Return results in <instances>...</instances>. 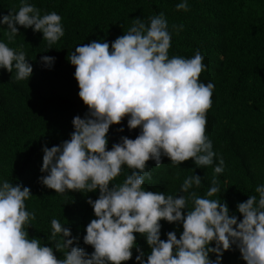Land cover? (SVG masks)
<instances>
[{
	"label": "clouds",
	"instance_id": "clouds-1",
	"mask_svg": "<svg viewBox=\"0 0 264 264\" xmlns=\"http://www.w3.org/2000/svg\"><path fill=\"white\" fill-rule=\"evenodd\" d=\"M177 10L188 11V4L179 3ZM0 24L7 25L11 41L17 25L41 32L49 45L63 35L61 16L51 12L41 16L35 6L23 3L13 14L0 15ZM171 33L163 13L150 18L148 26L135 18L126 34L108 42L92 41L75 47L68 61L75 66L78 96L88 112L73 117L74 131L70 139L58 146L43 147L40 182L55 193L99 190L95 201L90 198L95 219L86 226L83 242L94 251L86 253L74 247L70 229L52 219V237L62 234L61 243L42 246L40 239L29 238L26 230L35 213L26 210L31 196L28 187L5 180L0 185V264H122L132 258L136 236L141 234L151 249L146 262L143 252L140 264H220L224 251L235 245L245 264H264V185L259 194L248 196L236 208L242 219L229 214L220 199L165 195L147 191L145 178L151 179L147 162L161 165V156L173 165L191 159L197 167L211 166L216 153L206 135L207 112L212 107L214 84L200 82L206 70L203 55L197 50L192 58H169ZM55 58L41 57L51 67ZM0 68L12 73L17 81L28 79L32 66L23 51L16 52L0 42ZM127 117L129 130L139 128L135 139L121 137L107 150L110 126ZM123 131V128L119 129ZM132 169L122 184L111 182L123 166ZM224 171L219 158L214 167L212 187L207 197L218 193L217 174ZM201 177L192 175L183 181L180 191L199 187ZM111 185V186H110ZM191 199L193 207L187 208ZM187 209L186 214L182 211ZM182 222L183 231L168 232L160 239V221ZM67 238V239H66ZM214 247H209L211 243ZM63 251L58 259L55 252ZM214 253L216 260L209 259Z\"/></svg>",
	"mask_w": 264,
	"mask_h": 264
},
{
	"label": "trees",
	"instance_id": "trees-1",
	"mask_svg": "<svg viewBox=\"0 0 264 264\" xmlns=\"http://www.w3.org/2000/svg\"><path fill=\"white\" fill-rule=\"evenodd\" d=\"M182 2L185 0H0V15L14 14L27 3L38 8L41 16L56 12L64 29V35L49 45L41 32L19 25V34L9 41L7 25L0 24V42L16 52L23 51L33 69L28 79L17 81L15 68L12 73L0 68V185L7 180L30 189L25 205L28 212L35 213V219L29 221L26 230L29 238L40 239L42 246H52L55 251L56 243L62 242V234L52 237L51 221L57 219L70 229L68 238H75L72 246L88 254L94 251L84 244L83 237L87 224L95 219L87 201H95L99 190L60 194L45 187L39 179L47 175L40 170L42 148L69 140L74 131L73 117L84 118L88 112L78 96L75 66L68 61L75 47L92 41L111 45L128 32L135 18L148 26L150 18L163 13L172 36L169 58H192L199 50L206 66L199 80L214 84L206 126L216 153L213 165L197 167L191 159L173 165L162 155L159 167L154 160L147 162L151 179L145 178V190L173 197L195 192L198 197L220 199L238 221L242 216L237 204L251 195L259 199L255 189L264 185V0H186L189 10L178 11L176 6ZM43 56L55 58L51 67L42 63ZM139 133V128L128 129L125 117L120 124L110 126L107 150L122 136L135 139ZM219 158L224 160L223 173L216 175L220 191L207 197ZM132 171L123 166L111 183L122 184ZM192 175L201 177L200 186L181 192L183 181ZM192 207L189 199L187 208ZM182 211L186 214L187 209ZM160 224L161 240L173 231L179 239L182 222L161 220ZM134 235L132 258L122 264H140L137 248L145 262L150 254L146 238ZM214 246V242L209 245ZM55 255L64 258L63 251ZM209 259L215 261L216 255L210 253ZM220 264L245 261L232 245L223 252Z\"/></svg>",
	"mask_w": 264,
	"mask_h": 264
}]
</instances>
